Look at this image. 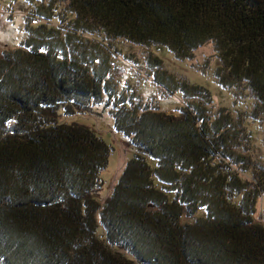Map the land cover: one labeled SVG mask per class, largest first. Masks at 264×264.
<instances>
[{
    "label": "trees",
    "instance_id": "1",
    "mask_svg": "<svg viewBox=\"0 0 264 264\" xmlns=\"http://www.w3.org/2000/svg\"><path fill=\"white\" fill-rule=\"evenodd\" d=\"M21 1L24 39L0 54V264H264V160L246 128L264 115V0ZM118 40L146 50L179 117L116 79ZM208 43L248 113L212 114L155 54L190 61ZM99 108L134 150L102 204L111 148L64 120Z\"/></svg>",
    "mask_w": 264,
    "mask_h": 264
},
{
    "label": "rangeland",
    "instance_id": "2",
    "mask_svg": "<svg viewBox=\"0 0 264 264\" xmlns=\"http://www.w3.org/2000/svg\"><path fill=\"white\" fill-rule=\"evenodd\" d=\"M30 15V6L24 1L0 0V54L2 51L17 49L24 39V23ZM115 47L120 55L114 66V74L123 85H129L143 103L152 104L160 111L179 117L184 106L181 97L168 95L164 89L155 85L144 64L146 50L118 40ZM163 62L164 70L186 80L192 85L206 89L212 98L210 111L212 114L220 109L228 110L233 116L248 113L252 101L241 96L235 97L232 91L220 88L214 78V71L219 66L212 44H205L194 52L190 61H178L166 51H155ZM66 123H76L91 129L110 148L107 168L101 173L102 188L97 194L101 204L109 197L112 189L124 169L125 164L133 157L134 150L126 144L122 135L113 130L111 118L101 108L86 115H77L64 119ZM247 130L252 135L250 157L255 162L264 160V115L256 122H248ZM241 178L250 181L248 175ZM261 202L258 203L256 218L260 217ZM203 215V211L198 216Z\"/></svg>",
    "mask_w": 264,
    "mask_h": 264
}]
</instances>
